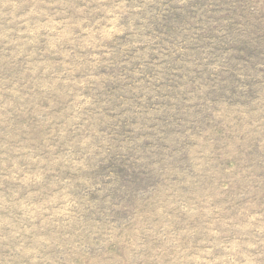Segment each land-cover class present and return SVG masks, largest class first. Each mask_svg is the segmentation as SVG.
<instances>
[{"label": "rangeland", "instance_id": "rangeland-1", "mask_svg": "<svg viewBox=\"0 0 264 264\" xmlns=\"http://www.w3.org/2000/svg\"><path fill=\"white\" fill-rule=\"evenodd\" d=\"M0 264H264V0H0Z\"/></svg>", "mask_w": 264, "mask_h": 264}]
</instances>
